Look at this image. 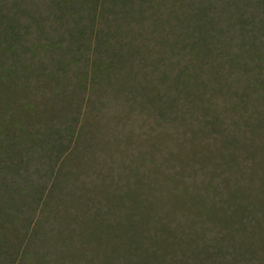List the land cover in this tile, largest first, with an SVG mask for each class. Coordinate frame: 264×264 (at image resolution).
I'll return each instance as SVG.
<instances>
[{
  "label": "rangeland",
  "instance_id": "rangeland-1",
  "mask_svg": "<svg viewBox=\"0 0 264 264\" xmlns=\"http://www.w3.org/2000/svg\"><path fill=\"white\" fill-rule=\"evenodd\" d=\"M0 264H264V0H0Z\"/></svg>",
  "mask_w": 264,
  "mask_h": 264
}]
</instances>
